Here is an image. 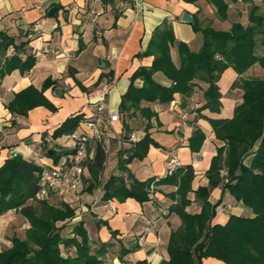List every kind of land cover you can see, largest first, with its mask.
I'll return each instance as SVG.
<instances>
[{
    "label": "crops",
    "instance_id": "crops-1",
    "mask_svg": "<svg viewBox=\"0 0 264 264\" xmlns=\"http://www.w3.org/2000/svg\"><path fill=\"white\" fill-rule=\"evenodd\" d=\"M225 1L229 4V14L223 20L209 0H0V67L14 54L22 60L29 55L36 57V63L30 70L17 68L0 78V166L11 152L42 167L58 166L64 155L74 150L75 141L70 133L57 138L53 134L68 117L94 114L95 101L100 97L96 90L109 89L105 95L106 106L121 113L120 120L107 121L106 124L105 135L109 145L98 184L90 173L91 160L86 168L87 184L84 188L52 189L47 198L50 204L58 206L65 201L76 209L73 218L58 223L64 224L63 235H73L74 225L83 221L94 250L102 243H110L101 255L105 264H136L142 260L148 264H160L162 260H168L171 232L181 224L179 215L170 212L174 201L166 195L176 189L172 185L152 184L150 199L144 203L132 197L122 201L117 198L108 201L102 199L104 184L111 176H127L119 168L120 152L131 146L129 137L132 133L137 134L139 139L144 137L148 122L151 123L149 133L160 146L151 145L143 159L135 158L127 165L128 170L144 181L164 177L172 157H177L181 165L192 164L195 177L189 196L192 204L188 210L191 213L201 210L194 191L199 186L209 185L207 171L212 158L218 153V148L225 144L216 137L210 122L197 115L196 109L204 103L203 92L208 84L199 81L194 95L188 99L177 95L170 103L143 101L142 106L147 105L155 112L150 121L143 118L139 111L133 118L126 117L121 112V101L133 73L141 66L152 65L153 55L140 54L147 49L155 28L165 20L172 25L177 40L187 43L194 51L200 49L203 38L200 31L194 30L193 23L183 21L185 12L197 18L202 25L207 23L209 17L214 27L223 30H229L234 21L244 25L249 23V3L243 0ZM37 5L42 10L36 8ZM54 6L58 10L51 15L49 11ZM41 17L45 21L40 32L34 38L27 39L29 30ZM5 36L14 40L10 46L6 47ZM21 43H24L23 46L18 48ZM258 50V55L264 54L263 47ZM171 54L174 63L179 65L176 45L172 46ZM257 68L264 77V69L259 64L251 67L245 75L253 76ZM237 78L238 73L232 67L224 71L218 82L223 94L221 110L212 112L205 109L202 111L204 115L210 118L234 116L233 111L243 98L242 89H232ZM154 79L164 86L172 84V80L162 71H156ZM135 84L140 87L143 80L138 78ZM30 87L38 91L34 99L43 102L28 110L26 115L12 111L10 104L16 101L17 94ZM19 100L25 105L29 101L26 97ZM16 105L25 107L18 101ZM124 117L128 127H125ZM196 127L204 131L206 139L199 152H192L189 138ZM84 128L83 121H80L74 131ZM50 150H55L56 155L61 156L58 162L50 156ZM90 150L94 157L95 143L91 144ZM33 151H37L39 156L34 157ZM251 159L252 156L246 157L245 164L249 165ZM90 186L94 187L93 190L88 189ZM209 199L212 203L220 201L214 223H225L231 214L254 216L251 208L224 188L223 182L212 189ZM81 207L87 210L78 215ZM112 207H115V212ZM17 214L23 218L26 231L30 223L12 209L0 215V231L5 230ZM97 217L100 221H96ZM25 231L23 235L18 232L13 235L24 237ZM141 235L146 237L143 244L139 242ZM1 236L2 232V241L4 237ZM1 241L0 251L2 245L8 248L12 244L11 238ZM62 249L64 255L72 252L63 246ZM122 249L129 250L123 253ZM204 264L226 263L209 257L204 259Z\"/></svg>",
    "mask_w": 264,
    "mask_h": 264
},
{
    "label": "trees",
    "instance_id": "trees-1",
    "mask_svg": "<svg viewBox=\"0 0 264 264\" xmlns=\"http://www.w3.org/2000/svg\"><path fill=\"white\" fill-rule=\"evenodd\" d=\"M209 1L216 7L221 19L228 18L227 1ZM243 1L250 4L247 25L234 21L229 30H223L212 24L202 25L197 18L194 19L193 28L196 32L200 31L203 38L197 51L177 40L167 20L158 25L147 49L140 54L153 55L154 61L150 67L141 66L133 73L130 86L122 97L121 112L126 117L133 118L139 111L143 118L150 121L155 112L147 105L142 106L143 101L170 103L177 95L188 99L194 95L198 82H205L208 86L203 92L204 103L196 109L197 115L207 119L216 137L225 142L218 148L207 171L209 185L199 186L194 191L196 199L202 203L201 210L195 213L186 210L192 203L188 196L193 191L191 182L195 177L192 164L181 165L159 179L153 177L144 181L137 179L127 168L135 158L143 159L151 145L160 146L149 133L151 123L146 124L144 137L134 143L129 140L131 146L120 152L119 168L127 176L113 175L107 180L102 197L104 201L115 198L122 201L132 197L144 203L150 199L152 184L178 185L177 191L169 193V196L176 200L171 210L179 214L182 224L171 232L169 259L162 260L160 264H204V259L209 257L226 264H264V77L245 75L256 64L264 69V54L257 53L258 46L264 48V0ZM4 39L6 47L14 42L7 36ZM175 45L179 51V65L174 63L171 54ZM34 63V55L22 60L14 54L0 67V78L17 68L30 70ZM229 67L238 73L232 89L243 90L242 101L236 105L232 118L207 117L203 110H221L223 94L218 82ZM156 71H162L172 84H159L154 79ZM138 78L143 80L140 87L135 84ZM37 92L30 87L17 94L16 101L10 104L12 111L26 115L28 110L43 102L34 99ZM22 97L29 99L28 104L19 100ZM17 101L25 107L17 106ZM84 118L81 114L68 117L55 130L54 137L71 134ZM123 121L128 127L125 117ZM205 139L204 131L196 127L189 138L191 151L199 152ZM95 145L96 152L89 169L98 184L107 154L103 144ZM50 156L55 162L61 157L56 155L55 150ZM248 156H252L249 165L244 162ZM224 169L227 171L225 176L222 175ZM42 170L40 164L19 154L8 157L0 166V215L15 209L30 223L24 237L13 235L11 246L0 251V264H105L101 255L110 243H102L94 250L83 221L74 225L73 235L62 234L64 224L58 223L73 218L76 214L74 207L65 201L58 206L50 204L47 199L37 205L30 203L39 188ZM221 182L238 201L252 209L253 217L231 214L223 224L213 222L220 201L212 203L209 198L212 189ZM93 186L96 187L95 184ZM94 187L88 189L93 190ZM62 246L72 252L64 255ZM128 250L122 249L123 253ZM136 264L148 263L142 260Z\"/></svg>",
    "mask_w": 264,
    "mask_h": 264
},
{
    "label": "built area",
    "instance_id": "built-area-1",
    "mask_svg": "<svg viewBox=\"0 0 264 264\" xmlns=\"http://www.w3.org/2000/svg\"><path fill=\"white\" fill-rule=\"evenodd\" d=\"M36 8L42 10L40 5ZM44 17H41L35 22L32 28L27 34V39H32L40 32L41 27L44 24ZM115 56V53H112ZM96 90L95 93L99 95V99L95 101L96 110L93 115L85 117L83 125L85 128L81 131H73L70 137L75 141L74 151L64 156L59 165L56 167L44 166L42 173L40 174L39 188L35 195L30 199V203L39 202L45 200L50 195L52 189H71L80 190L86 186V168L88 163L93 159L90 146L92 143H101L108 149L109 140L105 135L107 121L114 122L121 118L120 111L109 110L105 103V95L109 89L103 91ZM131 142L139 140L137 134L132 133L129 139ZM16 155L15 152L9 154V158ZM33 156L38 157L39 153L33 151ZM181 166V162L177 157H172L169 161L168 171L172 172ZM224 175L226 171L223 172ZM15 210V209H12ZM87 209L83 207L79 208L78 215L85 212ZM115 212V207H112ZM17 211V210H16ZM146 240L144 235L139 238L140 244H143Z\"/></svg>",
    "mask_w": 264,
    "mask_h": 264
},
{
    "label": "rangeland",
    "instance_id": "rangeland-1",
    "mask_svg": "<svg viewBox=\"0 0 264 264\" xmlns=\"http://www.w3.org/2000/svg\"><path fill=\"white\" fill-rule=\"evenodd\" d=\"M262 10H263V12H264V4L262 5ZM245 18H246V16H245ZM211 20L212 19H210L209 17L206 19V21H207V23L205 24V25H207V24H212V22H211ZM262 46H258V49L260 50V48H261ZM258 50V51H259ZM261 67V66H260ZM260 68H257L254 72H253V76H259V77H261L262 76V72H261V70H259ZM263 69V68H262ZM223 176H225V175H223ZM192 183V182H191ZM167 185H172V186H175L176 187V189L175 190H173V191H170L169 193H172V192H176L177 191V189H178V185L176 186V185H174V184H167ZM192 189H193V183H192ZM169 193H167L166 195L168 196V197H170L169 196ZM190 193L191 192H189V194H188V196H190ZM196 195V194H195ZM190 198V197H189ZM47 199V198H46ZM170 199L172 200V201H174L173 203H172V205L173 204H175L176 203V200H174V199H172L171 197H170ZM191 199V198H190ZM192 200V199H191ZM198 202H199V205H200V207H201V201L200 200H198ZM39 202H35V203H33V204H35V205H37ZM192 204V203H191ZM190 204V205H191ZM189 205V206H190ZM189 206H187L186 207V210L189 212V210H188V207ZM170 212L172 213L173 211L171 210V206H170ZM174 213H176V212H174ZM177 214V213H176ZM177 215H179V214H177ZM180 217V216H179ZM181 218V217H180ZM23 218H21V216H19L18 214L17 215H15L14 217H13V219H12V223L11 224H9L8 226H6L7 228H5V230H2V231H0V232H2V238H3V242H4V240L5 239H8V238H12L13 237V234L14 233H16V232H18L20 235H23L24 234V231H25V228L23 227ZM181 224H182V219H181ZM181 224H180V226H181ZM179 226V227H180ZM178 227V228H179ZM177 228V229H178ZM66 231V230H65ZM4 235V236H3ZM1 241V240H0ZM1 241V242H2ZM5 245H2V247H1V249H5Z\"/></svg>",
    "mask_w": 264,
    "mask_h": 264
},
{
    "label": "water",
    "instance_id": "water-1",
    "mask_svg": "<svg viewBox=\"0 0 264 264\" xmlns=\"http://www.w3.org/2000/svg\"><path fill=\"white\" fill-rule=\"evenodd\" d=\"M58 10V7L54 6V7H51L49 13L51 15H53L54 13H56ZM184 17H182L183 21H186V22H189V23H194V17L189 13V12H185V14H183ZM52 150L49 151V153H51ZM96 221H100V218L97 217L96 218Z\"/></svg>",
    "mask_w": 264,
    "mask_h": 264
}]
</instances>
